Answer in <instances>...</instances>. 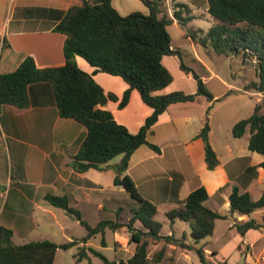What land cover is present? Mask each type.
Listing matches in <instances>:
<instances>
[{"label": "trees", "instance_id": "1", "mask_svg": "<svg viewBox=\"0 0 264 264\" xmlns=\"http://www.w3.org/2000/svg\"><path fill=\"white\" fill-rule=\"evenodd\" d=\"M165 1L142 0L149 9L148 14L134 12L122 16L113 6L112 0H84L82 5L72 6L61 14L54 29L66 36L63 65L39 67L33 57H26L15 71L0 74V108L13 106L21 110L27 109L31 106V87L39 84L49 85L60 118L76 121L86 129L84 141L72 163L74 170L102 171L106 169L104 165L123 156L121 162L114 166L117 174L115 185L123 187L139 202L128 223L104 220L96 226H91L83 219L80 211L71 207L68 197L46 195L45 200L49 204L66 211L78 220L87 229V235L64 244L44 240L17 245L13 240V230L0 226V264H56L58 250H69L79 244H87L97 235H104L107 229L117 232L122 228H127L130 242L137 245L134 256L127 260L111 261L101 252L90 248L89 251L101 258L103 264L160 262L164 252L161 251L150 258L149 250L152 243L161 240L183 250L195 252L202 264H207L206 252L198 245L202 240L213 236L218 220L229 219L234 215L250 216L264 209V194L258 201H253L249 193L242 194L235 188L230 196L231 211L228 215H222L207 206L210 197L206 188L201 186L191 192L186 200L179 201V207L166 214L171 223L181 221L190 225L194 244H188L184 238L175 239L161 234L163 224L156 220L157 206L141 196L129 176H123L132 155L140 147L146 145L157 153L161 152L157 145L147 139L148 133L160 116L170 106L195 102L199 96H205L212 105L207 110L206 123L198 137L205 144L208 169L214 170L219 164L209 139L208 119L214 103L220 100H215L203 80L193 73L198 87L195 94L182 91L155 94L168 88L174 80L164 64L165 58L181 55L179 51L172 49L168 27L175 21L186 26L194 19L189 15L185 17L184 11L176 12L174 18H160ZM207 3L209 15L218 23L199 39L197 35L192 38L198 39L197 42L201 45L211 47L219 55H243L244 59H254L257 65V80L247 83L244 90L264 95V0H207ZM180 7L187 8L183 5ZM2 42L0 35V44ZM5 46L7 45L4 41ZM77 57L84 59L94 69L92 74L79 67ZM181 66L188 71L183 64ZM98 73L119 77L129 86L122 99L113 93H107L98 84L94 78ZM134 90L138 91L142 101L153 109L152 115L136 134L119 124L112 112L100 108L109 102H119L120 110L126 108ZM261 109V106L257 105L249 118L236 123L232 134L235 138H242L249 130V150L264 156V114ZM261 167L264 168V162ZM137 223L141 228L136 227ZM235 227L244 237L251 230L264 228V217L262 221L251 219L247 222H237ZM86 251L83 247L76 255L78 263L88 258Z\"/></svg>", "mask_w": 264, "mask_h": 264}, {"label": "crops", "instance_id": "2", "mask_svg": "<svg viewBox=\"0 0 264 264\" xmlns=\"http://www.w3.org/2000/svg\"><path fill=\"white\" fill-rule=\"evenodd\" d=\"M138 1L141 6L144 4L142 0ZM196 1L166 0L159 17L171 18L164 13V10L169 8L168 13L172 9L174 11L176 9L175 13L184 11L187 13L186 16L184 13L185 17L189 15L195 19L198 16L190 6H194ZM198 1L201 3L205 14H209L207 0ZM83 2L84 0H0V35L3 41L0 44V74L15 71L26 57H33L39 67L63 65L65 63L64 45L66 36L54 29L61 14L67 12L72 6L82 5ZM112 4L122 16L134 12L149 13L147 7V11L136 8L137 5L133 7L130 0H112ZM180 5L187 8L182 9ZM203 16L202 13L199 15V17ZM202 32L205 33V31ZM196 35L198 36V34ZM4 41L7 45L5 47ZM81 59L80 57L76 58L77 64L83 69ZM83 70L89 74L94 71L90 65L89 68ZM94 78L107 93H113L119 99H122L129 88L121 78L122 83L115 79L119 77L106 73H98ZM171 92L170 87H168L155 94L164 95ZM251 92L245 91L247 95H250ZM137 93L139 94L136 90L132 91L130 102L123 111L128 112L127 110L132 105H137L141 115L137 116L136 120L132 118V121H120L114 116L119 124L126 126L134 134L139 132L146 119L153 113V109L142 101L140 94L139 97L146 107L138 105ZM256 93V106L260 105L261 112L264 114V95ZM214 98L216 100V97ZM30 101L31 106L23 110L13 106H2L0 108V112L9 110L7 114L10 110H13L15 114L17 110L18 115H31V119L34 121L29 122L30 130L37 132L36 136L32 137L31 142L23 143L19 136L14 135L12 127H9L6 134L2 132L4 131L2 128L0 130V140L5 137L7 141L8 139L12 140L14 157L19 162L17 165L20 166L17 170L16 180L9 175H6L5 178L0 177V226L12 227L10 229L14 233L13 240L17 245L30 243L24 241L38 226L37 209L42 212L39 219L41 222L46 220V215L58 219V211L48 207V202L45 200L46 195L68 197L71 207L80 211L83 217H87L91 214L99 216L101 212L106 211V202L109 199L113 198L112 200H114L116 194H125L126 192L123 187L115 185L117 174L113 169L121 162L123 156L117 157L118 159L104 165L103 167L106 169L102 171L90 169L86 172H77L74 170L72 163L80 146L77 131H80V138L83 139L86 130L79 127L76 121L60 118L49 85L39 84L31 87ZM198 104L202 106L199 115L185 114L186 112L182 111ZM211 105L212 102L206 97L200 96L195 102L170 106L152 127L147 138L148 142L157 145L161 152L157 153L146 145L140 147L132 155L128 169L123 174V176H129L135 182L145 200L156 205L158 210L161 207L168 209L163 213L166 219V214L169 211L180 206L179 201L186 200L191 192L201 186L206 188L210 197L206 203L207 206L222 215H228L231 211L230 196L235 188L239 189L242 194L249 193L253 201H258L264 194V168L261 167L264 156L249 150L251 138L249 130L242 138L233 136V127L239 121H228L224 133L221 132V125L216 127L213 121H208L210 143L219 160V164L214 170L208 169L205 159V144L198 136L204 128L206 123L204 118ZM116 106L119 107V102H109L106 106H100V108L112 112ZM50 119L55 121H48ZM216 130H219L217 137L215 136ZM149 135L152 139L149 138ZM245 136H247L246 142L243 143L242 140ZM32 160L36 161V164ZM34 165L38 173V175H35L37 176L35 180L30 175V168ZM47 184L49 185V191H46L45 185ZM9 188L16 191V196L12 204L13 208L6 212L7 194H9V198L11 195L8 192ZM6 198L7 203H4ZM28 207H31V209H28ZM62 211L69 216L66 211ZM260 212L263 214L261 217L263 219L264 209L258 210L250 216L234 215L229 219L218 220L213 236L203 246L206 254H214L217 259H220V262L227 263L225 250L233 242L235 249L244 255L246 264H264V228L251 230L242 237L235 227L237 222H247L251 219L261 221V219L256 218ZM114 215L116 216V212H114ZM4 220L6 222H3ZM179 222L181 221L171 223L168 219L160 222L163 224L161 234L175 239L185 238L187 236L186 229L189 228L190 231V225L188 224L187 227ZM220 224H226L227 226L224 225L218 233ZM138 228H141L140 224ZM123 229L117 232L111 230L114 234V260L116 261L132 258L137 248L135 243L130 242V233L123 232ZM17 238L22 243H18ZM73 240L76 239L69 242ZM90 241L91 239L87 244H79L75 247L86 246L96 250ZM117 243L119 246L116 245ZM104 248H107V246ZM158 248L164 250L165 254L160 262H156V264H164L165 262L176 264L178 257L182 255L187 258L189 253L193 252L183 250L165 240L154 242L150 246L152 252ZM97 251L99 250L97 249ZM127 253H130L129 258L125 257ZM170 253L177 254V258L175 256L169 257ZM87 254L88 258L84 260H91L92 254L89 250ZM79 263L76 261V264ZM90 264H93L92 260Z\"/></svg>", "mask_w": 264, "mask_h": 264}, {"label": "rangeland", "instance_id": "3", "mask_svg": "<svg viewBox=\"0 0 264 264\" xmlns=\"http://www.w3.org/2000/svg\"><path fill=\"white\" fill-rule=\"evenodd\" d=\"M130 1L133 3V7L137 5L136 8L147 11V8L146 6H144V4H142V6L141 4H138L140 3L138 0ZM190 7L198 17L191 21V23H189L187 26H182L177 21H175L168 27V32L172 38V49L181 53V55L176 54L166 57L164 60V64L169 69L174 79L173 83L169 87L172 92L182 91L186 94H195L198 90V87L197 82L193 77V73L197 74L203 80L211 94L216 97V100H220L219 102H216L214 104V107L209 113L208 121H213L216 127L218 125H221V132L224 133L228 126V121H241L247 119L255 111L257 100V97L255 95L257 93L252 91L250 95H247L244 88L247 83L257 80V65L255 60L252 58L244 59L243 55H234L230 57L219 55L211 47L199 44L197 40L207 34L208 31L218 22L209 14H205L203 7L198 0L196 1V4H194V6ZM168 11L169 8L164 10L165 15L168 14L169 17L174 18L176 9L175 11L172 9L170 13H168ZM201 13L204 14L203 17H199ZM186 15L187 13H185V16ZM200 30L205 31V33H203L202 31L200 32ZM196 34H198L197 40L192 38V36H195ZM81 63L83 69L89 68V64L84 60L81 59ZM182 64L188 69V71L182 68ZM115 79L120 82L122 81L120 78ZM136 95L138 99V105L146 107L142 103L139 94L137 93ZM8 111L9 110H7L6 112H0V130L3 129L4 131L2 132L6 134L9 127H12L14 135L19 136V139H21L23 143L31 142V140L33 139L32 137L36 136L37 133L36 131L30 130L29 122L34 121L33 119H31V115H18L17 110L15 111V114L13 110H10V112L7 114ZM127 111L128 112H124L123 109L120 110L119 107L116 106L113 108L112 112L117 120L120 121H132V118L133 120H136V117L141 115L138 111L137 105H132L131 108ZM182 111L186 112L185 114L199 115L201 114L202 106L198 104L195 107L186 108ZM204 119L206 121V117ZM48 121L55 120L50 119ZM77 124L79 127H82L84 130H86L84 126L79 123ZM77 135L79 136L80 140V149L85 136L83 137V139L80 138V131H77ZM218 135L219 130H216L215 136L217 137ZM246 137L247 136H245V138L242 140L243 143L246 142ZM149 138L152 139L150 135ZM79 149L77 150V152L79 151ZM32 162L36 164V161L32 160ZM18 163L19 162H17V159L14 157L12 140L8 139L7 141L6 137L0 140V177L5 178L6 175H9L10 177L13 176V178L16 180V177L18 175L17 170L20 167L19 165H17ZM30 171L32 179L35 180V178L37 177L35 175H38L35 165L34 167L30 168ZM140 185H142V183H140ZM45 186L46 191H49V185L47 184ZM8 192H10L11 195L9 198V194H7L8 204L6 206V212L10 211L13 208L12 204L16 196V191L14 189L11 190L9 188ZM112 199L113 198L109 199L108 202H106V211L101 212L99 216L91 214L87 217H83V219L92 226H96L99 222L104 220H111L124 224L128 223L132 218L133 210L138 208L139 202L133 199L127 192H125V194L118 193L115 195L114 200ZM4 203H7V198ZM47 205L49 208L58 211V219H54L51 215H46V220L41 222L39 221V219L41 218L42 212L41 210L37 209L36 216L38 217V226L36 230L24 242H38L42 240H49L56 244H64L72 239L81 238L87 235V229L83 225H81L78 220L70 215L67 216L63 213L62 210L56 209V207L52 206L49 203ZM28 209H31V207H28ZM167 210L168 209L164 207L159 208L156 220L160 222H163L165 220L167 221V219L163 215V213H165ZM114 212H116V216L114 215ZM262 216L263 214L260 212L259 214H257L256 218L261 219ZM3 222L6 221L4 220ZM179 223L188 227V223L186 222ZM224 225L226 224H220L218 233L221 231V228ZM136 227H139L138 223L136 224ZM186 230L187 236L185 237L186 239H184L189 244H194V240L191 237V229L190 231L189 228H187ZM123 232L127 233V228H124ZM113 236V232L110 229H107L104 235L99 234L90 241V243L95 246L96 250L98 249L99 252L106 256L109 260H114L115 258ZM16 241L18 243H22L18 240V238L16 239ZM208 241L209 238L202 240L198 247H203L205 242ZM105 245L107 246V248H104ZM116 245L119 246L118 243ZM83 247L87 249L86 252H88V250L90 249L86 246H79L69 250H58L56 264H76V255H78ZM161 251L162 250H160V248L154 250L153 252L149 250L150 258L158 255V253ZM179 253L181 254V252ZM225 253L227 256L226 261L228 264H246L244 255H242L239 250L235 249L233 242H231L226 248ZM174 256L175 258H177V254H169V257ZM125 257L129 258L130 253H127ZM91 260L93 264H103L102 259L94 256L93 254ZM91 260H84L79 264H90ZM206 260L207 264H223L222 262H220V259H217L215 257L214 254H206ZM151 264H156V261H152ZM164 264L172 263L165 262ZM176 264H202V262L200 261L199 256L195 252H192L189 253L187 258L183 257L182 255L178 257Z\"/></svg>", "mask_w": 264, "mask_h": 264}]
</instances>
